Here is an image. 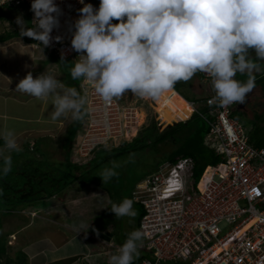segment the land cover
<instances>
[{"label":"clouds","instance_id":"9594fccd","mask_svg":"<svg viewBox=\"0 0 264 264\" xmlns=\"http://www.w3.org/2000/svg\"><path fill=\"white\" fill-rule=\"evenodd\" d=\"M80 3L71 39L80 55L71 77L89 82L105 106L129 92L158 99L197 72L211 78L215 95L210 103L221 107L244 103L255 88V73L264 64V0H100L98 8ZM31 11L32 28L17 16L19 35L48 46L59 27L60 9L54 0H31ZM237 73L247 79H236ZM16 90L37 99L50 97L54 110L49 118L54 122L69 114L81 119L87 104L80 91L46 71L35 78L29 72ZM0 139L4 148L19 151L14 130L0 129ZM11 169V155L0 149V176ZM113 175V168H105L99 177L105 183ZM110 210L116 218L135 215L129 198L113 203ZM143 239L141 230L130 232L109 264H133Z\"/></svg>","mask_w":264,"mask_h":264},{"label":"built area","instance_id":"2783aa9c","mask_svg":"<svg viewBox=\"0 0 264 264\" xmlns=\"http://www.w3.org/2000/svg\"><path fill=\"white\" fill-rule=\"evenodd\" d=\"M54 2L60 9V23L51 33L50 44L43 47L59 59L74 61L80 53L72 48L71 39L83 4L80 0ZM7 3L26 8L29 26L34 27L31 0H0V8ZM84 3L98 8L100 0ZM56 36L61 39L57 41ZM36 42V46L41 44ZM199 74L205 82L211 80L206 73ZM80 88L86 95L88 116L83 122L87 132L81 136L83 144L78 152L82 158L90 159L98 145L125 139L128 123L122 127L123 123L131 119L137 107L122 103L123 95L105 106L84 79ZM214 95L207 99L209 112L196 113L210 127L205 146L221 161L207 166L197 182L192 178L193 161L185 158L161 165L144 184H139V195L136 198L135 192L133 197L145 208L139 226L144 233L141 247L152 251L153 257L138 264H264V146H254L244 124L232 116L239 106L210 103ZM97 125L104 142L90 146L88 141L93 139L91 133Z\"/></svg>","mask_w":264,"mask_h":264},{"label":"rangeland","instance_id":"374dc122","mask_svg":"<svg viewBox=\"0 0 264 264\" xmlns=\"http://www.w3.org/2000/svg\"><path fill=\"white\" fill-rule=\"evenodd\" d=\"M19 15L23 16V19L26 22V27L30 28L29 12L26 10V8H22V7H17L11 10L10 12H8V18L6 19V21H2L1 24L5 27V29H8L9 31L14 30V31L20 32V27L16 23V18ZM26 38L30 39L31 37L21 36V37L13 39L15 42L14 43L15 45L14 44L12 45V46H15L14 52L10 51L9 54H5L3 50H0V67L11 72V75L13 77L11 79V84H14V86L9 85L7 84L5 80L0 79L1 92L6 91L9 88L11 89L15 88L14 90H16V85L29 72L32 73L34 78L44 73L45 71L47 73L54 75L56 78L58 76L57 79H59L61 75V79L59 80H61L66 86H68L65 78L67 79L72 78L67 73L70 72L71 74V69L74 66L75 62L72 60L63 61L61 59L55 58V56L50 50L42 47L39 44L37 45L38 47H35L34 45L33 47L30 46L33 48L35 55L31 54V52H28V51H31L29 49L30 47L28 48V51L26 53L22 54L20 52L22 50L21 46L26 45L22 43V42H26L25 41ZM40 53L43 54V58H44L43 63L38 60H34L35 58L34 56L38 57ZM14 55H16L15 58H13ZM46 57L48 58L47 61H45ZM7 59H10V64L14 61L17 64V68L20 67V69H22L21 72L17 70V76L14 75L16 73L14 72L15 71L14 68L12 69V71H10V68L15 63L13 65H10V64L5 65L3 60H7ZM261 69H262L261 71L255 73L256 78L260 77L264 73V64L261 65ZM235 78L241 81H245L247 79V75L237 73ZM210 83L211 81L205 82L202 78V85L204 86L203 92L205 96H208L209 94H211ZM255 87L256 88H254L252 92L249 93L250 97L254 95L256 96L258 95V93L261 94V88L257 86ZM169 91L165 92V96L163 95L159 97L158 99H152L148 97L141 98L137 95H134L131 92L128 93V96L126 97L124 96L123 99L120 98L121 102L124 103L125 105L133 104L132 106L137 107L132 110L131 119L123 123L122 127H125V125L128 123L127 126L125 127V141H124L125 143L130 142L131 140H133L134 137L137 136L138 134L137 132L140 130V128H142L143 124L147 122L151 113L154 115L156 122H158L157 117H160L161 119H164L167 121H174V122L178 120L184 121L187 119V118L186 119L176 118L174 120H169L165 116H163L164 109L158 107V102L161 98L167 97V94L169 96V93H168ZM182 91L185 94L188 93V90H185L184 88H182ZM15 93L17 94V92ZM22 94L26 95V99H24L23 101V102H26L25 105L19 104L15 106V103L13 102H11L12 105L11 104L1 105V101H0V106H1L0 114H2V112L6 113L5 114L6 117L0 116V129L8 128V129L14 130L16 137H17V143L19 145V151L8 150L4 147H0V149H2L4 154L6 155H11L13 153L14 155L17 156L16 159L12 160L13 164H17V163L25 164L26 163V165L35 166L34 162L39 161V160L41 162H38V163L43 164V162H47L48 164H53V165L64 162L65 157H66V152L63 148V144L67 136L68 128L70 124L72 123V121L74 120L71 117V114H69L67 118H62L54 122L49 118L50 113L54 110V105L51 104L50 97L42 100V99H37L24 92ZM170 94L173 95L172 92ZM174 95H176V93ZM177 96L180 97L178 94ZM0 98H3V97H0ZM15 99H18V98L16 97ZM180 99L182 98L180 97ZM261 101L264 103V99L261 98ZM122 103L120 104L121 108H123ZM240 105H242V103L235 104L233 108L240 106ZM204 106L206 105L204 104ZM204 106L200 105L199 109L203 110ZM262 108L264 107L260 106L258 111L262 112L261 111ZM239 113H237L236 115H239ZM246 122L248 126H250L253 123V121H247V120ZM85 129L86 127L82 123L72 147H69V149H67L71 152V159H72V162L75 164H85V165L91 164L89 157L82 158L79 154L80 151L78 152V149L79 150L81 149V144H83L81 136L83 134H86L87 132L85 131ZM94 130L95 132L91 133L93 136V139L91 141H88L90 142V146L95 142H104L103 140H100L102 129L99 128V126L97 125V128L95 127ZM118 130L122 131V128L121 129L118 128ZM119 145H123V142L122 141L121 142L110 141L109 144H107L106 149L107 150L112 149L114 147H118ZM37 148H39V150H41L42 152L37 151ZM164 149L165 150H163V152L169 153L171 151L170 147H165ZM91 154H92L91 156H93V153ZM96 154L100 155L98 152H96ZM158 159L159 158H156L155 155L153 154L144 155L143 153H138V154L130 155L129 153H126V154H122L120 157L114 160H110L109 162H106L105 164H103V166L97 168L96 172L101 174L105 168H113L114 172H119V176H121L120 172H124L125 174H127L130 172L131 167H133L136 170H138L139 168L142 169V167H145V165L149 163L150 161L152 160L156 161ZM137 173H140V171L138 170ZM99 175L97 174L96 176L97 178L95 177V182H93L95 184L88 183V185H84L81 183L80 180L77 181L75 183L76 187L74 185L71 186L63 193V195H61V199L64 201L63 203L58 202L59 203L58 204L54 199H51L50 200L51 204L48 207H41L43 205L39 204L40 207L36 209V211L38 212H34L35 215H32V214L26 215L22 211L15 212V214H11V215L1 214L0 215V220H1L0 221V224H1L0 236L6 237L9 245L12 246V248L15 250V248L18 246L17 245L18 239H16L15 235L11 237L10 233H16L17 235L25 236L27 232H30L29 234L31 236L37 238L38 241H41L40 243H43V247H45L46 250H48L45 252L49 255L51 260H56V259L59 260L60 258L64 259L66 256H68L70 252L73 254V252L78 251V249H81L83 251L85 249V243L89 244V246L92 245V248H91L92 253L98 251L97 249L100 248V245H101L102 247L105 246L106 248L109 249V257L115 254L114 251L116 250L117 252L118 247L116 243H114V241H112L111 239H109V245H105L102 243H100L99 245V243H97L95 239L86 238V237H83L81 234L77 235V233L75 234L73 232L74 223H75V226L79 228V230L81 229V227H84V232H85V226H86L87 227L86 233H91V232L96 233V232H99L101 229L98 225L100 221L103 224H106V222H109V212L104 211V209H109V203H110L109 197H111L112 195L111 194L108 195L107 194L108 192L104 190V188L109 189V181H106L104 183L103 181L100 180L102 178L99 177ZM90 178H91V174L85 177H82V180L88 181ZM126 183L125 185L127 186ZM140 185L139 184L136 185V187L133 189V196L136 192V198L139 195L138 189L140 188ZM77 187L80 189H78ZM131 200L133 201V204L136 203V199L134 197ZM114 202L119 204L118 200H114ZM134 206H133V209L135 210V215L125 216V218L127 217L126 219L128 220L130 229H131L132 223L134 224L132 220L136 221L135 219L138 216V214L142 213L143 211V208L141 206L139 205H136L135 207ZM30 210L35 211V208H32ZM37 213L39 215L35 217ZM43 214L45 215L54 214L59 217L65 218L66 220L67 225L64 226L63 228H60V230L61 231L63 230L64 232L63 234H65V237H66L65 241H68V243L66 244L64 242V246L60 248H56L55 252H53L52 248L49 249L47 241L50 242V238H53L52 235L54 234V232L56 234L57 229L55 228L58 226L54 225L50 221L42 220L41 216ZM93 223H95L94 224L95 228H93V225H92ZM32 224H34V228L33 230L30 231ZM41 225H43V229L40 230ZM19 238H21V236H19ZM56 238L58 239V236ZM56 238L55 239L53 238V240L56 241L57 240ZM121 238H124V236H121ZM102 241H105V240H102ZM142 251L143 253L144 251L149 252L146 249ZM93 256L94 257H93V260H91V263H95V264L96 262L97 264L105 263L97 259L98 257H95V255ZM99 258L101 259L102 257H99ZM106 260H107V257H106ZM165 264H181V263L180 262L179 263L168 262Z\"/></svg>","mask_w":264,"mask_h":264},{"label":"trees","instance_id":"16d2710c","mask_svg":"<svg viewBox=\"0 0 264 264\" xmlns=\"http://www.w3.org/2000/svg\"><path fill=\"white\" fill-rule=\"evenodd\" d=\"M15 8L16 7L12 3H7L4 7H1V19L7 18L8 12ZM113 22L116 23L118 21L114 20ZM18 37H21L18 31L13 30L1 32L0 43H5ZM25 41L31 44L37 43L33 38H26ZM67 74L71 76L70 72ZM59 79H61V75ZM65 80L67 81L69 87H75L81 92V95L86 97L80 88L83 78L75 80L72 78H65ZM184 82H176L173 88L191 102L192 100L189 99V97L182 91V85L187 87V82ZM255 86L260 87L264 95V73L260 77L256 78ZM213 94H215L214 91H211V94H209L203 100L194 99V103L196 105H206H203V110L198 109L200 113L205 114L209 112L210 108L207 106V99ZM163 95L164 93L161 96ZM200 101L202 102L200 103ZM237 113H239V115H236ZM87 116L88 109L87 105H85V108L82 111L81 119H74L70 124L63 144V148L66 152L64 162L53 165L48 164L47 162H43V164L38 163L41 162L39 160L34 162L35 166H29L26 165V163H12V169L7 174V176H0V215H11L15 214V212L21 211L26 215H35L34 212H38L36 209L40 207L39 204L43 205L41 207H48L51 204V199H54L56 202L63 203L64 201L61 199V195H63V193L68 188L73 185L75 186V183L79 180L84 185H88V183L95 184L93 183L95 182V177L97 174H100L96 172V169L103 166V164L106 162L114 160L126 153H129L130 155L138 153H143L144 155L153 154L159 159L156 161H150L145 165V167H142V169L139 168L138 170L140 173H137L138 170L131 167L129 173L125 174L124 172H120L121 176H119V172H115V175L111 176L107 180L109 181V189L104 188V190L113 197L117 196L121 198L120 201H122L124 198L132 199L133 189L136 187V185H138L140 182H143L149 176L155 174L159 170L160 166L165 163L175 164L179 160L185 158L192 159V178L193 181L197 182L201 178L207 166H215L221 161L220 157L213 150L207 148L204 145V141L209 133L210 127L209 124L200 116V114L196 113L195 111L192 117H189L190 119L187 118L188 120H178L175 122L167 121L161 119L160 117H157L158 122H156L154 115L151 113L149 119L143 125L137 136L133 138V140L125 143V139H121L117 142L122 141L123 145L108 149L109 151L106 149L107 144L98 145L92 151L93 156L90 158V165L75 164L72 162L71 152L67 149L72 147L79 128ZM232 116L244 124L245 128L248 130L250 142L254 146L259 148L264 146L263 116L257 115L255 121H253V123L250 125V129L246 127L248 125L243 111L237 108L234 110ZM0 147H4L3 139H0ZM165 147H170L171 151L169 153L163 152ZM37 151L40 152L41 150L37 148ZM96 152H98L100 155L96 154ZM11 157L12 160L17 158V156L13 153L11 154ZM90 174L91 178L88 181L82 180V177ZM100 180L103 181L102 179ZM125 183L127 184L128 188ZM134 205H139L143 208L142 213H139L135 219V227L137 230L139 229L142 216L145 215V208L144 205L139 202H136L133 204V206ZM32 208H35V211H31L30 209ZM38 215L39 214L37 213L35 217ZM118 241H121V237L118 238ZM100 249H102L101 245ZM100 249L98 248L97 250ZM142 250L145 249L140 247L139 251ZM152 257V251H144L143 255L134 259L133 264H138L141 260L146 258L150 259ZM79 258H81V256L75 255L69 258L57 260L49 264H74ZM30 261L29 255L23 249L18 247V249L14 250L12 246L9 245L7 238L0 236V264H31ZM165 263L168 262H164L163 264Z\"/></svg>","mask_w":264,"mask_h":264},{"label":"crops","instance_id":"0c3cea01","mask_svg":"<svg viewBox=\"0 0 264 264\" xmlns=\"http://www.w3.org/2000/svg\"><path fill=\"white\" fill-rule=\"evenodd\" d=\"M7 18L1 19V17H0V33L1 32H5L6 30L9 31L8 29H5V27L1 24V22L2 21H6ZM14 43L15 42H14L13 39L10 40V41H7L5 43H0V50H3L5 54H9L10 51H13L14 52L15 51L14 50L15 49V46H12ZM22 43L26 44L25 46H21L20 45L21 46V49H22L20 52L22 54L23 53H26L28 51V48L30 46L33 47V45H34L35 47H37L35 44H31V43L29 44L28 42H22ZM32 47L29 48L31 51H28V52H31V54H34L35 55V52H34V50H33ZM15 56L16 55H14L13 58H15ZM34 57H35L34 60H38V61H40L42 63L44 62V58H43V54L42 53H40L38 55V57H36V56H34ZM25 59H26V57H25ZM47 59L48 58L46 57L45 58V61H47ZM3 61H4L5 65H9L10 64V59L3 60ZM14 63L15 62L13 61L10 65H13ZM13 68L15 69L14 72H16L14 74L15 76H17V70L19 72H21V70H22V69H20V67L17 68V64L16 63L10 68V71H12ZM12 78L13 77L11 75V72H9L8 70L0 67V79L1 80H5L7 82V84L14 86V84H11V79ZM178 82L180 83V81H178ZM181 82H184V81H181ZM186 82H187L186 83L187 84L186 85L187 87H185V86L182 85V88H184L185 90H188V93L185 94V95H187L189 97V99L192 100L191 102L188 101L184 96H182L174 88H172V90H174L175 92H177L179 94V96H181L185 101H187L188 103L192 104V107H193V110H194L193 114H194L195 111L199 109V106L194 103V99L203 100L207 96H205V94L203 92V87L204 86L202 85V78H201L199 72H197L196 74H194V76L191 79H189L188 81H186ZM210 87H211L210 92L211 91H214V89L212 87V83H210ZM14 89L9 88L6 91L1 92V88H0V95L3 94L5 96V97L3 95L0 96V97H3V98H0L1 105L2 104L3 105H9V104L12 105L11 102L15 103V106H17L19 104H21V105L22 104L23 105L26 104V102H23L24 99H26V95L25 94H22L23 92H20V91L14 90ZM15 92H17L18 95ZM16 97L18 99H15ZM249 99H251V97L248 95V99L245 101V103H247ZM201 102L202 101H200V103ZM201 105H204V104H201ZM243 108H244V106H239L238 107V109H240V110H242ZM0 112H1V106H0ZM5 114H6L5 112H2V114H0V116L6 117ZM256 117H257V115H256ZM256 117H255V119H256ZM246 120L247 121H252L250 118L249 119H246ZM246 127L248 129L251 128V126H246ZM52 216H54V217H52ZM41 217H42V220L50 221L54 225L58 226V227L55 228V229H57L58 232L56 231V234L54 232V234L52 235V237L54 239L58 236V239L56 238L57 240L54 241L53 238H50V242L47 241L49 249L52 248L53 249V252H55L56 251V248H60V247L64 246V242L66 244L68 243V241H65L66 240V237H65V234H63L64 233L63 230L62 231L60 230V228H63L64 226L67 225L66 224V220H65V218L59 217V216L54 215V214H51V215H45V214H43ZM73 227H74L73 232L75 234L77 233V235L81 234L83 237L95 239L97 241V243H99V244L102 243V244H105V245H109V240H107L106 238L98 237L97 235H95V233H92V232L91 233H86V230H87V227L86 226H85V232H84V227H81V229L79 230V228L77 226H75V223H74V226ZM33 228H34V224L31 225L30 231L33 230ZM41 229H43V225L40 226V230ZM130 232H131V230L129 229L128 233L125 234V238H127L128 234ZM29 233L30 232H27L25 234V236L17 235L16 233H10V236L13 237L15 235L16 239H18V241H17V243H18L17 245L18 246L15 249H18V247L21 248V249H23L29 255V258L31 260L30 261L31 264H49V263H52V262H55V261L58 260V259L51 260L50 257H49V255L45 252V251H48V250H46V248L43 247V243H40L41 241H38L37 238L31 236ZM19 236H21V238H19ZM102 240H105L106 242L105 241H102ZM125 240L126 239L123 238V240H122V238H121V241L118 242L119 246H117L118 247L117 250L121 247V245L125 242ZM91 248H92V245L89 246V244L85 243V249L83 251L81 249H78V251H76V252L74 251L73 254L70 252L68 254V256H66L65 258H69V257H72V256L77 255V256H81V258H79L76 261V263H74V264H95V263H91V260H93V257H94L93 255H95V257H98L97 259H99L102 262H105L104 264H109V260H108V258H109V249L108 248H106L105 246H103L102 249L99 248L100 250H98V251H96L94 253H92ZM49 252H51V251H49ZM114 252L116 253V250ZM141 255H143V251H139V255L138 256H141ZM99 257H102V258L100 259ZM106 257H107V260H106ZM61 259L62 258H60L59 260H61ZM96 264H97V262H96Z\"/></svg>","mask_w":264,"mask_h":264},{"label":"flooded vegetation","instance_id":"af4514ba","mask_svg":"<svg viewBox=\"0 0 264 264\" xmlns=\"http://www.w3.org/2000/svg\"><path fill=\"white\" fill-rule=\"evenodd\" d=\"M251 54L253 55V57L255 56L254 50H251ZM261 98L264 99V95L262 93V90H261V94L258 93V95H256V96L255 95L251 96V99H249L247 103L244 102V103H242V105H240V106H244V108L241 111H243L244 117L246 119L250 118L252 121H255L256 115H263L264 114V108L261 109L262 112L258 111L260 106L264 107V105H263L264 103L261 101ZM109 198H110L109 209H104V211L109 212V222H106V224H103L100 221L98 225L101 229L99 232H96L95 235H97L98 237H101V238L103 237V235L105 237H109L112 241H114V243H116L117 246H119L118 242H120V241H118V238L121 236H124V238H125V234H127L129 229H130L129 223H128V220L126 219L127 217L125 218V216H124V217L116 218L115 213L110 210L112 204L115 203L114 200H118L120 203L121 198H119L117 196H114V197L112 196ZM133 222H134V224L132 223V225H131V229H130L131 231L133 229L136 230L135 221L133 220ZM94 224L95 223L92 224L93 228H95ZM97 233H99V234H97Z\"/></svg>","mask_w":264,"mask_h":264},{"label":"bare ground","instance_id":"6f19581e","mask_svg":"<svg viewBox=\"0 0 264 264\" xmlns=\"http://www.w3.org/2000/svg\"><path fill=\"white\" fill-rule=\"evenodd\" d=\"M171 92L173 93V95L170 94ZM168 93L169 96L167 94V97L161 98L158 102V107L164 109L163 116H165L169 120H174L176 118L186 119L192 116L194 112L192 104L185 101L181 96L180 97L182 99H180V97L177 96L178 93L172 89ZM175 93L176 95H174ZM216 150L218 152L220 151L218 148Z\"/></svg>","mask_w":264,"mask_h":264},{"label":"water","instance_id":"95a60500","mask_svg":"<svg viewBox=\"0 0 264 264\" xmlns=\"http://www.w3.org/2000/svg\"><path fill=\"white\" fill-rule=\"evenodd\" d=\"M102 235H103V234H102ZM106 236H107V235H106ZM103 237H104V238H106L107 240H109V239H110L109 237H105L104 235H103Z\"/></svg>","mask_w":264,"mask_h":264}]
</instances>
